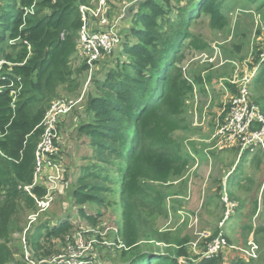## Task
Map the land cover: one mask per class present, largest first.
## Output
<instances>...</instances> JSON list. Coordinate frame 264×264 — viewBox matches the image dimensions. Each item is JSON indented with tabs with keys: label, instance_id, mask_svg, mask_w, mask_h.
Masks as SVG:
<instances>
[{
	"label": "trees",
	"instance_id": "16d2710c",
	"mask_svg": "<svg viewBox=\"0 0 264 264\" xmlns=\"http://www.w3.org/2000/svg\"><path fill=\"white\" fill-rule=\"evenodd\" d=\"M226 1L140 0L130 7L131 24L111 64L91 80L88 120L77 132L88 141L94 160L81 168L71 198L78 216L96 226L103 216L101 207L111 202L107 194L115 192L108 183L118 186L120 264H180V258L195 264L189 260L190 235H160L148 218L167 214L164 186L182 179L190 162L175 134L187 130V102L203 78L187 76L181 63L186 50L209 49L192 26L204 14L210 29L223 31L228 25ZM91 2L0 0V264H17L11 243L13 235L23 231L18 217L37 211L35 200L21 187L35 179L39 126L51 104L61 99V90L76 91L87 71L85 64L75 71L72 62L83 26L80 8ZM33 192L42 199L46 189L37 186ZM89 204L95 206V214L87 212ZM50 225L49 220L39 221L28 232L27 245L36 260L57 254L47 242L58 240L62 247L80 230L71 218ZM253 229L244 225L245 240L253 233L264 242V228ZM162 241L169 246L165 251L156 245ZM222 262L220 255L196 264ZM253 262L235 258L229 264Z\"/></svg>",
	"mask_w": 264,
	"mask_h": 264
},
{
	"label": "rangeland",
	"instance_id": "374dc122",
	"mask_svg": "<svg viewBox=\"0 0 264 264\" xmlns=\"http://www.w3.org/2000/svg\"><path fill=\"white\" fill-rule=\"evenodd\" d=\"M244 1L247 2V4L250 3L249 0ZM93 2L94 0H92L91 3ZM262 2L263 0H260L259 6H261ZM126 4L119 7H124L123 10H125ZM123 10L121 13H118L119 11L114 7L107 11L110 23L116 24L118 22L117 27H119V34L121 37L126 35V31L120 29L122 16L124 14ZM208 20L209 18L207 16L201 14L196 23L192 26V30L196 34H202L204 38L205 36L209 38L215 35L217 39V44L215 45L220 49L222 59L218 54L215 56L212 52H209L208 57H205L201 53L186 50V58L181 63V66L189 77L193 78L197 75L203 79L211 78L212 84L207 85L212 97H209L205 91V84L203 86L196 84L195 86L199 99L196 101L194 99L195 102L191 106L187 105L188 107H186L185 115L183 116V118L186 119V124L188 126L187 130L179 131L175 134V139H177V142L183 149L182 151H186L188 148H191L193 151V148H197L198 150H207L209 152V158L207 156L201 157L202 168L197 174L196 183L193 181L194 184L191 188L192 193L198 190L199 193H202L204 198L202 204L197 206L192 205L191 207L185 206V204L182 205L178 203V200L173 199V194L175 193L172 188L173 184H168L164 186L163 189L168 196L165 204L167 214L164 216L155 214L153 218L151 216L147 218L154 223L160 235H166L172 239L190 235L192 239L191 242H195L200 237L198 233L208 234L214 238L219 232L223 231L230 245L235 247L240 248L245 247V245L249 246V241L253 240L258 246V258L255 259V262L252 264H263L264 242L262 238L256 237V234L254 235L251 233L245 240L243 228L244 225H251L256 230L264 228V152L261 150H257L254 154L247 152L246 155L244 154L245 156L242 155L243 158L241 159L240 144L236 142V145L232 146L226 139L223 140L220 138L217 132L226 116L225 113H222L223 108L226 106L223 102L225 100V95H223L225 92L222 88L223 86H227L225 83L228 81L230 82L236 79V71L234 76L236 66L234 64L224 63L225 65L223 64L224 66L221 67V63L225 61H235L239 66L240 74L243 76L249 73L250 65L254 62L252 60L254 55H256L257 58L264 49L258 51L257 45L244 44L242 52H236L235 46L238 42L236 37L231 41L220 44L222 43L221 41H223V35L219 34L222 32L210 29L208 27ZM262 47L264 46L261 45V48ZM113 55L114 51L97 64L93 77L95 74H98L104 66L111 64ZM213 58L215 59L210 60ZM82 64L83 63L80 62L78 58H75L72 62V67L76 71ZM88 76V70L81 74L78 81L79 87L73 93L67 94L64 89L61 90V98L79 101L83 97V101L67 115L62 121L63 123L59 126L60 139L56 142L57 155L53 158V167H58L60 169L61 179L58 182V188L53 193V205L49 211L41 215L34 224H31L29 219L30 215L33 214L32 212H23L20 217H18L19 226H21L23 231L15 233L11 243V248L15 254L17 264L24 263V239L28 235L26 230L29 229L30 225L32 228V226L38 224L39 221L49 220L50 226L53 227L68 218H71L72 224L77 223L78 225H83L87 229L84 234V242L87 243L82 247L78 246L76 248L77 245L75 244L74 237L66 241L64 248L57 244V242H59L58 240L47 242V247H50L52 251L57 253L55 256L61 255L65 251V257L71 255L74 256L75 260L93 256L98 257L101 261H105L106 264H120L119 255L122 242L119 230L122 226V208L119 204L118 186L108 183V186L115 190V192L107 194L108 201L111 202H107L109 203L107 207H101L100 210L103 216L96 226L89 225L85 220L79 217L77 208L72 204V192L76 187L77 178H79L81 174V168L84 165L92 164L90 162L94 160V157L92 158L94 152L88 141L80 137L77 132L79 124L82 121L88 120V114L86 112L87 99L89 94H94L91 83L87 84ZM221 78L224 80H220ZM262 78L263 76L261 75L255 82L258 84L257 87L260 88L261 92L264 94V80L261 81ZM203 91L206 93H203ZM222 92L223 94L221 95L220 93ZM260 110L264 113L262 109ZM233 148H236L235 153L231 150ZM237 149L239 150V154ZM226 158H229V162ZM226 162H228V165ZM206 164H208L207 168L205 167ZM232 168L234 169V173H232L230 178L229 176L225 178V176L220 174L224 169L231 170ZM240 179L241 183L237 184V181H240ZM201 182L202 184L204 183V187H202V185L200 186ZM240 184L242 186H240ZM195 186L197 188H195ZM225 194L228 201L231 204H235L236 207L232 216L228 218L225 217L227 206L222 200ZM87 207L86 210L89 214H95L94 205L89 204ZM256 208L257 211L255 210ZM187 209L195 211L188 214V212H186ZM203 240L200 243H202ZM90 241L94 243L91 249L88 250L86 248ZM156 245L164 251L169 247L163 241L157 242ZM198 246L197 249L188 246L189 260L195 264L197 261L201 260L199 257L201 256L202 250L205 249L204 246L199 243ZM60 248L61 251L58 253ZM246 249L249 250V247ZM225 251L226 252L221 254L223 259L222 264H229L232 251L230 249H226ZM101 261L100 264H103Z\"/></svg>",
	"mask_w": 264,
	"mask_h": 264
},
{
	"label": "built area",
	"instance_id": "2783aa9c",
	"mask_svg": "<svg viewBox=\"0 0 264 264\" xmlns=\"http://www.w3.org/2000/svg\"><path fill=\"white\" fill-rule=\"evenodd\" d=\"M139 1L134 0L131 5ZM108 9V0H97V3L94 0L91 6H82L80 8L83 26L79 33L78 54L81 62L87 66V70L89 71L87 84L91 83L97 64L115 51L121 43V36L117 27L118 22L116 24L110 23V18L107 15ZM27 12L32 13L33 9ZM257 59V68L264 66V50ZM235 65L237 74L240 70L238 64ZM255 73V70L249 71V73L233 81L235 85L238 83V93L234 94L226 102L225 120L217 132L220 138L226 139L232 146H235L236 142H238L240 144L241 156L247 152L254 154L257 150L264 152V113L251 101L249 91V85ZM82 101L83 97L79 101L63 98L55 100L39 126L42 130V135L35 152V179L32 185L21 187L35 200L37 205V211L29 217L31 224H34L41 215L48 212L53 205V193L58 188V182L61 179L60 169L53 167V158L57 155L56 142L60 139L59 126L67 115ZM37 186L46 189V193L42 199L33 192V189ZM225 196H223L222 200L227 206L225 217L228 218L232 216L236 207ZM30 228L31 225L26 230V233L30 231ZM86 231L87 229L83 225H80V230L74 235L76 248L86 245L85 243L87 242H84ZM198 235L200 237L195 242L189 243L188 246L197 249L199 247L198 243L201 245L200 242L203 239L207 240L210 238L208 242H204L203 240L205 249L202 250L199 259L218 257L226 252V249L232 251L229 263L235 258H240L245 262H251L258 258V246L253 240L249 241V246L245 245V247L239 248L229 244L223 231L219 232L214 238L203 233H198ZM26 238L27 236L24 239L25 260L23 264H100L98 257L91 256L75 260L74 256L71 255L65 257V251L58 256L36 260L29 252ZM93 243V241L88 242L86 249L90 250ZM64 247L65 245L62 246V248ZM247 247H249V250L246 249ZM186 262L187 260L184 258H180L179 260L180 264H186Z\"/></svg>",
	"mask_w": 264,
	"mask_h": 264
},
{
	"label": "crops",
	"instance_id": "0c3cea01",
	"mask_svg": "<svg viewBox=\"0 0 264 264\" xmlns=\"http://www.w3.org/2000/svg\"><path fill=\"white\" fill-rule=\"evenodd\" d=\"M132 2H134V0H108L109 10L116 7V9L119 11L118 13H121V11L124 8V7L120 8L119 6L127 3L125 10H123L124 14H123V18H122L121 25H120V28H122V29H128V27L131 24L130 7H132V5H131ZM263 3L264 2H262V4ZM223 12L228 18V25L223 31H220L222 33L219 32L220 33L219 35H223V38H222L223 41H221L222 43H220V44H223L227 41H231V40H233L234 37H236V40L239 42V43L237 42V44L235 46L236 52L241 53L243 50L244 44L245 45H257L256 47H258V51L260 49L261 50L264 49V47L261 48V45L264 46V4L259 6L258 2H255V3L250 2L247 4V2H245L244 0H227L223 6ZM204 39L209 44V49L206 52H202L201 54L204 55L205 57L206 56L208 57V53L212 52V53H214L215 56L218 54L220 56V58L222 59L221 54H220V49L217 47V45H215V44H217V41H216L217 39H216L215 35H212L209 38L205 36ZM240 53H238V54H240ZM238 57H239V55H238ZM75 58L76 59L78 58V60L81 62L78 53L76 54ZM214 59L215 58L210 59V60H214ZM252 60L254 62L252 61L253 63H251L249 70L250 71L255 70L256 73H255L254 78L252 79V81L249 85L250 98L254 104H256L260 109H262L264 111V94L261 92V89L257 87L258 84H256V82H255L261 75L263 76L261 81L264 80V66L257 68L258 59L256 58V55H254V58ZM224 63L225 64L230 63V64H234V65L237 64L235 61H232V62L225 61V62L221 63V67L225 65ZM235 71L236 70H234V76H235ZM241 76H242V74H240V71H239V73L236 74V79H239ZM220 80H224V79L221 78ZM204 84H205V88H206L205 91L207 92L209 97H212L211 92H210L208 85H207V84H210V85L212 84V79L211 78L203 79V83L199 84V85L203 86ZM220 85L223 86L222 84H220ZM225 85H227V86H223V88H222L225 93L224 94H223V92L220 93L221 95L222 94L225 95V97H224L225 100L223 101L224 105L226 104L228 99L231 98V96L236 94L238 91L237 86L233 83V81H230V82L228 81L227 83H225ZM205 91H203V93H206ZM197 93H198L197 88L195 86L194 93L189 98L187 105L191 106L197 99H199ZM194 99H195V101H194ZM225 107L223 108L222 113L226 114V111H225L226 108ZM218 124H220V123H218ZM231 150H233V153H235L236 148H233ZM181 152L183 154L189 155V161L190 162H189L188 170H187L185 176L182 179L174 181L171 183V184H173L172 188L175 191V193L173 194V199L178 200V203H180L182 205L185 204V206H191V207H192V205L197 206V205L202 204L204 197H203L202 193L198 192V190H196L195 193H192L191 188H192V185L194 184V182L196 183L197 174L202 168L201 157L207 156L209 158V154H208L209 152L207 150H198L197 148L196 149L193 148V151L191 150V148H188L186 151H181ZM238 154H239V150H238ZM226 159L229 162V158H226ZM228 162H226L227 165H228ZM226 164H224V165H226ZM207 165L208 164H206V166H205L206 168H207ZM227 170L228 169H224L222 171V173H220V172L219 173L222 174V176H225V178L227 176H229V178H230L232 173H234L233 172L234 169L233 168L231 170L229 169L228 173H227ZM201 181H202V178H201ZM238 183H241V179H240V181H237V184ZM201 185H202V187H204L203 186L204 183L202 184V182H201L200 186ZM240 186H242V185L240 184ZM195 188H197V187L195 186ZM192 211H195V210L187 209L186 212H188V214H189ZM180 212H182V211H180Z\"/></svg>",
	"mask_w": 264,
	"mask_h": 264
}]
</instances>
